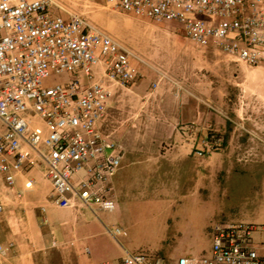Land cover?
<instances>
[{
    "label": "built area",
    "instance_id": "2783aa9c",
    "mask_svg": "<svg viewBox=\"0 0 264 264\" xmlns=\"http://www.w3.org/2000/svg\"><path fill=\"white\" fill-rule=\"evenodd\" d=\"M97 2L157 23L176 21L197 46H212L240 63L264 67V0ZM132 55L102 28L68 10L64 0H0V179L10 189L18 173L41 162L57 206H80L94 214L114 208L109 182L127 138L112 139L98 124L111 105L113 87L129 88L137 78ZM51 73L75 76L45 85ZM133 108L136 116L149 119L142 103L134 102ZM236 124L253 132L242 122ZM221 147L219 137L202 136L194 152L203 156ZM4 209L0 193V213ZM211 230L210 254L181 256L176 264H264L259 255L264 225L258 229L248 222L218 220ZM4 252L0 244V256ZM93 264L162 262L133 252L119 262Z\"/></svg>",
    "mask_w": 264,
    "mask_h": 264
},
{
    "label": "crops",
    "instance_id": "0c3cea01",
    "mask_svg": "<svg viewBox=\"0 0 264 264\" xmlns=\"http://www.w3.org/2000/svg\"><path fill=\"white\" fill-rule=\"evenodd\" d=\"M200 17L212 19L208 15ZM135 20L132 29L138 31L142 38L150 33L149 29L163 33L179 27L182 31L181 24L176 21L157 23ZM186 41L185 47L180 49L174 70L176 82L181 87H176L172 82L174 80H157L153 72L144 69L143 59L132 55L130 60L137 78L129 88L113 87L111 105L98 126L112 139L127 137L122 159L127 164L132 163L133 158L139 161L142 166L140 184L169 185L173 182L181 190L194 186L191 179L195 182L193 176L201 163L194 152L199 139L221 134L222 147L218 151L224 160L223 173L226 176L221 183L229 190H238L245 185L255 189L259 178L256 176L264 170V108L259 101L230 108L236 115H243L245 122L250 119L253 125L252 133H236L230 131L229 122L209 116L208 109L198 102L201 96L218 99L219 95L229 92L231 74L244 81L248 76L245 64L212 46L199 47L188 39ZM152 84H156V88L153 89ZM131 94L147 97L142 106L144 112L150 115L149 119L144 120L130 110ZM118 109L127 110L123 121L117 120ZM117 123L118 130H112ZM246 123L248 125L249 122ZM163 145L167 147L163 149ZM211 155L212 152L209 153ZM123 176L121 172L113 174L109 182L108 196L114 200V208L100 209L96 214L80 206H57L50 197L51 183L41 162L18 173L13 189L0 179V193L5 200V209L0 213V244L5 252L0 256V264L119 262L126 253L145 246L135 245L133 238L151 230L157 238H164L171 230L179 238L184 234L190 237L185 243L174 242L168 253L177 250L178 257L169 259L167 264H176L181 256L210 254L213 221L208 223L201 217L183 216L173 224L164 214L137 215L122 198L131 184L123 180ZM245 178L249 180L248 184L244 182ZM29 179H33L34 183L31 184ZM17 192H20V197L16 196ZM232 210L234 207L221 209L217 221H240L229 218ZM204 237H207L208 243L204 242ZM163 253L158 251L155 257L161 258ZM259 255L264 258V247L259 249Z\"/></svg>",
    "mask_w": 264,
    "mask_h": 264
},
{
    "label": "rangeland",
    "instance_id": "374dc122",
    "mask_svg": "<svg viewBox=\"0 0 264 264\" xmlns=\"http://www.w3.org/2000/svg\"><path fill=\"white\" fill-rule=\"evenodd\" d=\"M64 5L68 10L82 14L90 22L96 24L115 38L123 47L129 49L133 55L142 58L144 69L146 68L149 72H153L157 80L166 78V80H174L172 82L176 81V76L174 75L175 63L180 49L185 47L188 39L182 28V31L179 27H176L172 28L173 31L167 29L168 31H163V33L157 29H149L150 33L142 38L138 34L139 32H134L132 28L135 27V19L153 22L148 18H136L130 14L116 11L99 4L97 0H64ZM195 51L197 52V50ZM244 67L248 74L244 81L239 80L235 75L233 77L231 74L229 92L223 96L219 95L218 99H209L201 96V100L198 101L208 109L209 116L222 122H229L231 124L230 131L236 133H246L236 124L237 122H245V119L243 115L241 117L230 111V108L251 105L258 101L260 106L264 108V67H251L248 65ZM74 76L72 74L51 73L43 83L45 85L57 82L65 83ZM77 76L81 79L83 78L81 74H77ZM238 82L241 84L237 85L236 83ZM152 88L156 87L152 84ZM129 98L132 102V106L130 105L131 107H129L133 113L137 112L133 108L134 102L143 103L147 100L146 96L142 98V96L133 94ZM142 110L144 111V108ZM117 111V120L123 121L127 110L118 109ZM260 119H263V117ZM246 122H249L248 125ZM246 122L244 125L251 129L253 125H251L250 119H247ZM118 127L119 123L113 126L112 130H118ZM216 136L221 139V134ZM166 147L167 145L162 146L163 149ZM195 158L200 160V168L193 176L196 179L195 182L194 179H191V183H194V186L191 188L187 186L186 190L178 189L173 185V182L169 185L146 184V182L140 184L142 166L139 161L133 158V162L127 164V161L122 159L114 176L120 172L124 173L123 180L131 182L122 194V198L126 199L125 204L132 208L135 214L143 213V215L147 214L148 216L153 213L164 214L169 219V222L173 224H175V220L178 217L184 218L183 216H187V218L201 217L208 223L209 220L213 221V224L219 219L218 215L221 209L234 207L229 218L254 224L258 229L264 225V170L259 176L258 174L256 176L259 178L255 189L250 188V185H245L244 188L238 190L233 188L229 190L225 184L221 183L226 177L223 173L225 168L221 152L216 150L212 152L211 156L209 154L196 155ZM244 182L248 184L249 180L245 178ZM191 183L188 181V184L191 185ZM230 203H232V206L229 205ZM189 238L188 234H184L179 238L172 230L164 238H157L151 230L144 232V234L136 235L133 240L137 246L145 245L138 247L135 252H143L150 256H156L158 251L165 252L160 259L162 264H167L168 262L166 261L169 259L178 257L179 252L177 250H173L172 254L168 253L174 242L181 241L185 243ZM203 240L208 243L207 237H204Z\"/></svg>",
    "mask_w": 264,
    "mask_h": 264
}]
</instances>
